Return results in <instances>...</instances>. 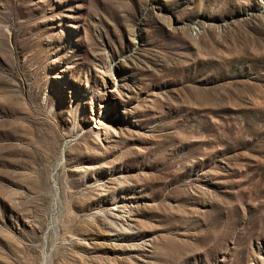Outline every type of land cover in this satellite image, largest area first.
Returning a JSON list of instances; mask_svg holds the SVG:
<instances>
[{"label":"rangeland","instance_id":"rangeland-1","mask_svg":"<svg viewBox=\"0 0 264 264\" xmlns=\"http://www.w3.org/2000/svg\"><path fill=\"white\" fill-rule=\"evenodd\" d=\"M0 264H264V0H0Z\"/></svg>","mask_w":264,"mask_h":264}]
</instances>
